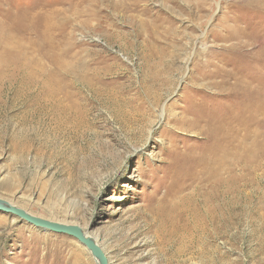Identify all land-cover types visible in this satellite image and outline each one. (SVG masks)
Here are the masks:
<instances>
[{
    "label": "rangeland",
    "instance_id": "rangeland-1",
    "mask_svg": "<svg viewBox=\"0 0 264 264\" xmlns=\"http://www.w3.org/2000/svg\"><path fill=\"white\" fill-rule=\"evenodd\" d=\"M0 198L110 264H264V0H0ZM0 264L97 263L0 211Z\"/></svg>",
    "mask_w": 264,
    "mask_h": 264
},
{
    "label": "water",
    "instance_id": "water-1",
    "mask_svg": "<svg viewBox=\"0 0 264 264\" xmlns=\"http://www.w3.org/2000/svg\"><path fill=\"white\" fill-rule=\"evenodd\" d=\"M0 211L13 214L36 227L55 233L70 235L76 238L92 253L97 264H110L109 258L102 246L93 237L86 235L84 229L79 225L62 223L34 215L2 198H0Z\"/></svg>",
    "mask_w": 264,
    "mask_h": 264
},
{
    "label": "bare ground",
    "instance_id": "bare-ground-1",
    "mask_svg": "<svg viewBox=\"0 0 264 264\" xmlns=\"http://www.w3.org/2000/svg\"><path fill=\"white\" fill-rule=\"evenodd\" d=\"M206 138V140H209L210 139V137H205ZM85 231V230H84ZM85 233H86V235H88L89 237H93L96 241H97V237L96 236H92V235H89L90 233H88L87 231H85ZM96 237V238H95ZM99 240V239H98ZM101 244V243H100ZM102 246V245H101Z\"/></svg>",
    "mask_w": 264,
    "mask_h": 264
}]
</instances>
